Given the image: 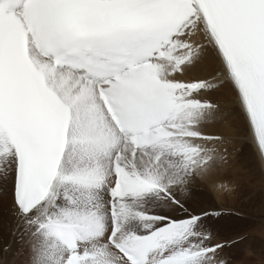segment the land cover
Returning <instances> with one entry per match:
<instances>
[{"label":"snow or ice","instance_id":"obj_1","mask_svg":"<svg viewBox=\"0 0 264 264\" xmlns=\"http://www.w3.org/2000/svg\"><path fill=\"white\" fill-rule=\"evenodd\" d=\"M223 89L264 157V0H0V264H230Z\"/></svg>","mask_w":264,"mask_h":264},{"label":"bare ground","instance_id":"obj_2","mask_svg":"<svg viewBox=\"0 0 264 264\" xmlns=\"http://www.w3.org/2000/svg\"><path fill=\"white\" fill-rule=\"evenodd\" d=\"M218 66L209 59L193 74L210 78ZM212 98L219 104L217 115L222 118L210 123L204 131L223 139L215 145L217 158L208 165L209 174L194 184L203 193H198L199 189L192 192V203L209 210L228 213L237 209L252 215L245 214L248 221L245 222L259 230L261 228V257L264 258V161L243 120L234 93L223 89L213 94ZM220 184H226L234 191H223L219 189ZM242 247H245L244 244ZM21 257L16 259L19 261Z\"/></svg>","mask_w":264,"mask_h":264},{"label":"rangeland","instance_id":"obj_3","mask_svg":"<svg viewBox=\"0 0 264 264\" xmlns=\"http://www.w3.org/2000/svg\"><path fill=\"white\" fill-rule=\"evenodd\" d=\"M197 189H199L198 193H203V190L196 185H193L192 192H195ZM224 213L222 217H214L209 221L210 226L221 236L232 239L243 236L244 239L241 241L240 246L234 244L232 247L226 248L222 255L229 259L230 264H264V258L261 257V228L259 230L256 226L248 225L245 222V214L249 216L252 215L237 209L232 212ZM229 213H240V215H230ZM243 244L245 247H242ZM244 249L251 250L255 255L246 256ZM20 259L23 260V256Z\"/></svg>","mask_w":264,"mask_h":264},{"label":"clouds","instance_id":"obj_4","mask_svg":"<svg viewBox=\"0 0 264 264\" xmlns=\"http://www.w3.org/2000/svg\"><path fill=\"white\" fill-rule=\"evenodd\" d=\"M245 255L246 256H253V255H255V253H253L251 250H245Z\"/></svg>","mask_w":264,"mask_h":264}]
</instances>
